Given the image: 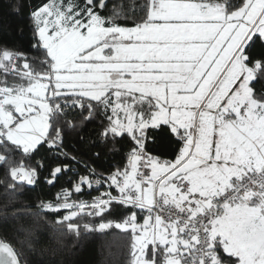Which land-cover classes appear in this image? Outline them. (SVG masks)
Here are the masks:
<instances>
[{
    "label": "snow or ice",
    "instance_id": "1",
    "mask_svg": "<svg viewBox=\"0 0 264 264\" xmlns=\"http://www.w3.org/2000/svg\"><path fill=\"white\" fill-rule=\"evenodd\" d=\"M29 20L37 56L0 46L7 187L37 185L43 151L71 188L37 208L77 238L119 230L127 264H264V0H45ZM0 264H23L2 237Z\"/></svg>",
    "mask_w": 264,
    "mask_h": 264
},
{
    "label": "trees",
    "instance_id": "2",
    "mask_svg": "<svg viewBox=\"0 0 264 264\" xmlns=\"http://www.w3.org/2000/svg\"><path fill=\"white\" fill-rule=\"evenodd\" d=\"M44 2L45 0H22V6L17 12L12 7L17 0H0V46L24 52L29 57L37 56L36 49L32 47L34 38L29 12ZM114 2L115 0H109V6ZM84 134L94 140L95 126L85 127ZM66 145L69 151L78 148L77 154L89 160L98 171L107 172L122 163L121 153L105 154L102 159H92L91 152H85L72 137L66 138ZM96 147L92 145L93 149ZM149 150L168 155L172 151V145L168 141L150 143ZM41 158L45 159L46 166L40 171V180L37 185L24 186L22 190L9 189L7 184L10 178L6 170L0 168V237L13 244L20 253L23 264H127V238L119 230L82 232L81 237L77 238L55 223L56 214L41 212L37 208L41 200H53L61 187L71 188L66 175H60L54 185L46 184L44 178L49 175L47 161L50 157L41 151L35 159ZM83 171L81 168L80 172ZM96 193L97 191H85L83 194H74L73 198H91ZM110 218L119 219V214L114 213Z\"/></svg>",
    "mask_w": 264,
    "mask_h": 264
},
{
    "label": "built area",
    "instance_id": "3",
    "mask_svg": "<svg viewBox=\"0 0 264 264\" xmlns=\"http://www.w3.org/2000/svg\"><path fill=\"white\" fill-rule=\"evenodd\" d=\"M105 187H106V186H101L99 189L91 190V191H97V193H96L94 196H92V197H95V196L100 195V194L105 190ZM112 191H113L114 194H115V190H112ZM92 197H91V198H86V199H83V200H91Z\"/></svg>",
    "mask_w": 264,
    "mask_h": 264
}]
</instances>
